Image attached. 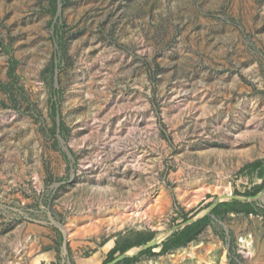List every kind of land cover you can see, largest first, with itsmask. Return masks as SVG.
<instances>
[{
  "label": "rangeland",
  "instance_id": "rangeland-1",
  "mask_svg": "<svg viewBox=\"0 0 264 264\" xmlns=\"http://www.w3.org/2000/svg\"><path fill=\"white\" fill-rule=\"evenodd\" d=\"M54 2L0 0V264H108L230 194L262 210L127 264H264V0Z\"/></svg>",
  "mask_w": 264,
  "mask_h": 264
},
{
  "label": "trees",
  "instance_id": "trees-1",
  "mask_svg": "<svg viewBox=\"0 0 264 264\" xmlns=\"http://www.w3.org/2000/svg\"><path fill=\"white\" fill-rule=\"evenodd\" d=\"M56 3L57 0H55L53 6L55 12L57 11ZM55 23L57 25H60L59 16L56 18ZM16 63L17 61H12L11 73H14ZM57 67L58 64L53 62L52 68L55 70V68ZM0 87L7 88V86L2 82H0ZM56 109L57 106L55 105L53 107V110L56 112ZM61 124H63V122H61ZM55 130H57L56 125H55ZM240 173L243 178L247 179L248 183L252 184L251 187L247 188L246 191L243 192V195L254 196L258 194L262 189H264V159H259L251 164L246 165L240 170ZM261 210L262 209L256 205L255 201L239 200V199H229L226 201H222L218 204V206H216L212 210L211 212L212 214H208L196 222L188 224L185 227L179 228L168 239L162 241L160 244L145 249L139 255L128 257L116 264H127L129 262L135 261L139 258L141 254H151L154 252V250L158 248L160 249V252H166L194 241L195 239L198 238V236L205 228V226L210 223L213 214L220 215L229 212H245L247 214H251V213H258ZM153 238H155L154 233L149 234L148 236H145L138 240L127 239L121 245H117L109 252V258L110 260H114V258H116L115 257L116 253L123 254L129 251L130 249H132L133 247L141 246V245L143 246L147 244L149 241H151Z\"/></svg>",
  "mask_w": 264,
  "mask_h": 264
},
{
  "label": "water",
  "instance_id": "water-1",
  "mask_svg": "<svg viewBox=\"0 0 264 264\" xmlns=\"http://www.w3.org/2000/svg\"><path fill=\"white\" fill-rule=\"evenodd\" d=\"M260 197H264V193H259L258 195L254 196L253 198H260ZM229 199H239V200H245L246 198L245 197H241V196H236V195H233V194H230L228 196L227 199H223V200H217L216 202H214L211 207L209 209H207L205 212H202L201 214H199L198 216L196 217H193V218H190L187 222H185L182 227H185L186 225L188 224H191L193 222H196L198 221L199 219L203 218L204 216L208 215L210 212H212V210L218 206V204L222 201H226V200H229ZM179 229V228H178ZM176 229V230H178ZM175 230V231H176ZM174 231V232H175ZM173 232V233H174ZM159 242H158V239L157 237L153 238L151 241H149L147 244L141 246L139 248V250L137 252H131V250L123 253V254H120L119 256H117L116 258H114L113 261L109 262L108 264H116L128 257H132V256H135L136 253H139L145 249H148V248H151V247H154L155 245H157Z\"/></svg>",
  "mask_w": 264,
  "mask_h": 264
}]
</instances>
